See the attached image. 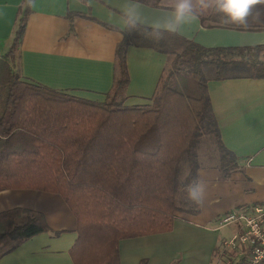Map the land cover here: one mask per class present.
<instances>
[{
	"label": "trees",
	"instance_id": "16d2710c",
	"mask_svg": "<svg viewBox=\"0 0 264 264\" xmlns=\"http://www.w3.org/2000/svg\"><path fill=\"white\" fill-rule=\"evenodd\" d=\"M133 1L174 10L164 0ZM32 3L22 1L11 44L0 59V191L59 194L76 218L77 238L69 251L73 264H120V240L169 232L177 212L199 213L202 145L215 148L222 177L236 167V155L222 141L207 83L264 78V43L207 47L120 13L126 25L115 47L113 84L103 102L91 101L24 81L14 68ZM192 3L203 27L264 32V6H256L242 26L224 23L214 8L201 10L197 0ZM76 15L89 17L67 13L69 19ZM130 46L168 59L148 105H125ZM190 188H196L194 198ZM49 231L41 212L1 211L0 258ZM147 262L142 258L138 264Z\"/></svg>",
	"mask_w": 264,
	"mask_h": 264
},
{
	"label": "crops",
	"instance_id": "0c3cea01",
	"mask_svg": "<svg viewBox=\"0 0 264 264\" xmlns=\"http://www.w3.org/2000/svg\"><path fill=\"white\" fill-rule=\"evenodd\" d=\"M23 0H0V48H9ZM172 5L173 0H164ZM68 12L86 14L72 19ZM173 9L133 0H33L15 59L24 81L67 95L103 102L114 77L115 47L127 15L136 22L173 30L203 46L264 43V32L203 27L196 18L177 23ZM71 23V27H70ZM125 105H148L168 62L165 54L130 46ZM208 94L225 147L237 157L228 178L217 154L202 158L197 190L200 211L177 212L171 231L119 241L120 264H213L214 249L235 230L220 225L231 210L264 203V78L209 80ZM215 152V151H214ZM200 157V156H199ZM22 207L41 212L49 232L25 240L0 258V264H73L70 249L76 218L57 193L34 189L0 191V212ZM58 232V234H54Z\"/></svg>",
	"mask_w": 264,
	"mask_h": 264
},
{
	"label": "built area",
	"instance_id": "2783aa9c",
	"mask_svg": "<svg viewBox=\"0 0 264 264\" xmlns=\"http://www.w3.org/2000/svg\"><path fill=\"white\" fill-rule=\"evenodd\" d=\"M3 56L0 48V59ZM220 225L235 227L224 244L243 256L238 264H264V203L233 209L221 219Z\"/></svg>",
	"mask_w": 264,
	"mask_h": 264
},
{
	"label": "clouds",
	"instance_id": "9594fccd",
	"mask_svg": "<svg viewBox=\"0 0 264 264\" xmlns=\"http://www.w3.org/2000/svg\"><path fill=\"white\" fill-rule=\"evenodd\" d=\"M201 10L214 8L222 14L224 23H233L246 26L248 18L253 16V9L256 6H264V0H197ZM173 16L177 23L195 19L193 15L192 0H175ZM260 12L256 11L254 19L258 20ZM174 30V29H173ZM196 188L189 189V196L195 197Z\"/></svg>",
	"mask_w": 264,
	"mask_h": 264
},
{
	"label": "rangeland",
	"instance_id": "374dc122",
	"mask_svg": "<svg viewBox=\"0 0 264 264\" xmlns=\"http://www.w3.org/2000/svg\"><path fill=\"white\" fill-rule=\"evenodd\" d=\"M173 2L172 4H174ZM240 45H248L247 42L239 43ZM14 68H16V64L14 65ZM215 151V148L211 144H204L202 145L199 150V159L202 161V158L207 157L208 159H211L212 154H217ZM233 226V225H230ZM229 227H225L223 230H229ZM243 256L238 253V251H234L232 249L227 248V246L224 244V240L222 244L218 246V249L216 253L213 256V264H235L238 261L242 260Z\"/></svg>",
	"mask_w": 264,
	"mask_h": 264
}]
</instances>
